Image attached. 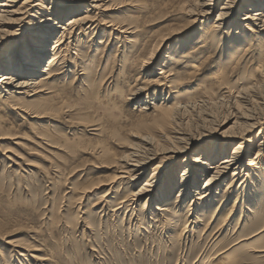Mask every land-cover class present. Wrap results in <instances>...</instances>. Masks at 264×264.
<instances>
[{"label":"rangeland","instance_id":"rangeland-1","mask_svg":"<svg viewBox=\"0 0 264 264\" xmlns=\"http://www.w3.org/2000/svg\"><path fill=\"white\" fill-rule=\"evenodd\" d=\"M226 1L213 0L214 5L210 6L214 9L209 14L210 19L197 22L194 15L201 9L199 0H101L98 4L101 3L102 8L94 9L91 14H96V24L106 23H99L95 33L82 35L81 51L78 56L73 55L77 73L86 66L93 68V73L89 72L87 76L80 73L63 75L60 79L61 88L53 99L44 93L28 98L30 112H43L46 107L51 108L45 110L50 115L48 118L34 119L29 113L11 108L0 110L4 126L0 127V264H62V259L64 264H111V261L112 264H146L151 260V264L156 261L163 264H216L222 257L228 258L230 252L235 253L237 258L243 253L245 256L252 254L257 259L248 260V264L253 261L264 264V252H254L260 248L254 249L250 245L253 240L262 237L264 231L250 240L238 242L240 236L246 230L249 231V228L244 230L247 227L245 223L256 221L254 213L247 211L243 204L254 211H262L263 203L241 201L233 219V227H227L213 239L204 240L210 231L200 236L209 216L197 219V213L190 216L187 214L188 208L180 210L176 207L164 213L154 209L158 214L151 215L150 209L153 210L159 198L150 202L147 209L144 204L149 195L140 199L137 197L136 203L132 199L134 192L150 178L154 167L158 166L157 176L161 177L156 189V194L160 195L165 184L163 180L166 181L164 176L171 175L181 166L187 154H194L198 148L209 149L216 142L228 141L221 135L235 121L228 123L233 118L228 114L235 111L234 100L222 97L213 106L199 102L194 111L187 112V119L180 125L181 130L191 134L193 141L198 144L192 151L171 159L174 160L172 164L166 159L169 154L163 152L176 145L173 139H167L175 135V127L162 125L157 112L148 114L137 109L133 99L125 101V108H121L118 103L124 97H130L144 77L151 79L152 73L157 74L158 60L148 73L143 74L144 71L140 70L142 59L154 53L156 48H161L165 56L161 62H169L171 58L170 70L178 73V69H181L182 76H174V79L178 80L176 100L182 103L197 93L213 97L222 80L236 92L239 86L258 79L262 71L253 67L259 64V68H264L260 64L264 57L259 56V52L251 51L259 58H252L256 63L248 68L233 70L228 64L229 57L233 55L225 58L222 52L227 51L224 45L229 35L228 25L222 28L219 36L224 38V42L215 51L202 52L195 44L202 33L210 28L212 30L219 8ZM238 17L241 21L243 15ZM109 21L126 24L125 28H130L129 32L134 33L125 34L122 38L120 29L105 27ZM199 26H202V31H199ZM124 36L129 38L125 39ZM26 37L25 33L23 40ZM165 38L169 40L161 46ZM184 44L186 51H194L193 58L182 57ZM170 46H176L171 56L168 53ZM7 53L5 51L4 55ZM108 57L109 60H106ZM126 61L130 62L127 64ZM137 61V64H133ZM131 64L135 66L131 67ZM76 75L79 78L75 80ZM223 75H226L225 78ZM90 79L96 80L95 87L90 85ZM64 85L73 98L65 107V113ZM164 100L160 97V101ZM65 118H75L76 125ZM224 118L227 120L225 125L222 124ZM212 119L215 122L210 121ZM211 126L215 128L212 132ZM261 126L253 128L247 136L256 145L250 146L252 150L247 147L252 153L246 156V162L249 158L259 159L255 158V154L264 141V133L260 135L264 124ZM93 127L99 128V131L93 130ZM236 130L234 128L233 131ZM5 131L12 134L3 135L7 137L4 138L1 134ZM136 136L147 137L150 141L147 147L157 153V158L147 165L138 177L139 181L133 184L128 178H116L115 174L120 166L118 164L122 163L119 159L139 142ZM234 143L230 144L229 152L233 150ZM104 153H107L106 157ZM261 153L260 157L264 154L263 147ZM112 160L119 162L108 164L107 161ZM181 170L178 168L179 174ZM251 176L252 182L257 181L254 174ZM243 178L236 181L231 190L237 189ZM203 182L200 181V187L204 186ZM225 186L223 184L221 189L225 190ZM175 194L176 191L171 204L176 199ZM126 198L129 200L122 202ZM234 199H231L228 209ZM216 205H212V208ZM243 211L246 212L245 217L241 215ZM153 217L155 221L151 220ZM242 217V223L238 224ZM187 220L191 224L195 222L186 234L188 239L182 232ZM34 247H37L35 253L32 251ZM224 247L227 250L220 253L219 249ZM40 257H58L61 261H41ZM134 257L137 259L133 261Z\"/></svg>","mask_w":264,"mask_h":264},{"label":"bare ground","instance_id":"bare-ground-1","mask_svg":"<svg viewBox=\"0 0 264 264\" xmlns=\"http://www.w3.org/2000/svg\"><path fill=\"white\" fill-rule=\"evenodd\" d=\"M48 1H50V5H48ZM99 1L101 0H24L23 2H21V0H5L0 2V110L11 108L14 111L21 110L25 113H29L34 119L48 118L50 115L46 114L45 110H50L51 108L46 107L44 111L42 110L43 112H40V110L30 112L31 104L28 98L36 97L44 93L53 99L61 88L60 79H62L63 75H68V73H80V75L87 76L89 72L93 73V68L89 66L84 67L81 72L77 73L78 69L77 66L74 65L73 55L77 54L78 56L81 51L80 38L82 35L92 32L95 33L99 23H106L98 22V24H96L98 18L94 12L91 14V11L94 9L102 8L103 5L101 3L98 4ZM212 1L213 0H199L201 9L194 15L196 16L194 19L195 21L201 22L210 19L209 14H211V11L214 9L213 6H210L214 5ZM219 10L212 30L210 28L209 31L202 33V36L198 38L195 43L196 46L198 49H202V52L209 53L210 51H215L221 47L224 42V38L219 36L222 32V28L224 25H228L229 35L226 39L227 43L224 45L227 51L222 50V52L225 53V58L230 54L233 55L229 57L230 61L228 64L230 67L235 70L255 65L256 60L252 61V58L256 56L254 53L251 54V51H257L259 52V56L264 57V0H227ZM238 15H243L241 21ZM103 20L104 19H102V21ZM107 23L109 24H106L108 26L105 27L114 30L120 29L119 33H122V38L125 34L134 33L129 32L130 28H125L127 26L126 24L115 21H109ZM198 29L202 31L203 28L199 26ZM23 30L25 32H23ZM25 33L27 37L23 40V35H25ZM225 33L228 34V32ZM124 38L128 39L129 37L124 36ZM167 40H169V38H165L161 46L166 44ZM14 41L17 42L14 43ZM175 48L176 46H170L168 48L170 56L174 54ZM75 49L78 50V52H76ZM186 49V44H184V47H182L184 51L182 57L193 58L195 55L194 51L188 52ZM5 51H8L6 55H4ZM162 52L161 48H156L154 53L142 59V64L140 65V70H143V74H145L148 73L155 61L158 60L159 64L157 63V66L159 67L155 66L156 69L159 70L157 74L152 73L153 76L151 79L144 77L145 79H142L140 82L141 84L136 86L130 94L131 96L124 97L123 100L118 103H120L121 108H125V101L133 99V101H136L135 104L137 103V109L146 111L148 114L157 112L158 121L162 125H172L175 127V135L167 137V139H173L176 145L173 144L172 148L167 146L168 148L163 152L169 154L166 157L168 163L172 164L174 160L171 159H176L180 155L192 151L194 146L198 144L197 141H193L190 136L191 134L181 130L180 125L187 119V112L189 110L194 111L199 102L213 106L219 102V98L233 99L235 111L228 114L233 117L232 119L229 117L231 120L228 123L234 119L235 121L232 122L221 135L224 137L223 139L226 138L228 141L216 142L209 149L198 148L194 154H187L182 159L181 166L178 167L182 169L180 174L177 168L171 175H165L166 181L163 180L165 184L163 186V191L159 192L160 195L156 194V189L159 186L158 181L161 178L160 175L157 176L158 166H156L153 168V172L149 176L150 178L146 180L145 184H142L139 190L134 192V197L132 199L135 200L134 203H136L137 197L140 199L149 195L144 204L145 209H147L146 207L150 205V202L159 198V202L155 203L153 210L150 209L151 215L158 214V212H154V209L164 213L170 208L172 210L174 207L180 210L188 208L187 214L194 216L197 213L195 216L197 219L200 217L205 219L207 215L209 216V221L203 224L204 227L200 237H203L205 232L210 231V234L206 235L204 240L213 239L219 233L222 234L227 227L229 229L233 227V219L237 214L236 210L241 204V201L245 202L248 200L250 204H264V178H262L264 175V154L260 157V155H262V147L264 148V141H262L263 144H260L257 148L255 154V158L258 159L259 157L257 161L254 158H249L246 162L245 159L246 156H250L252 153V151L249 152L250 146L256 145V142H251V139H248L247 136L253 128L259 126L263 127L261 125L264 124V68H259V64L253 67L256 70L259 69V71H262L260 77L254 82L239 86L236 92L227 84L225 85V81L222 80L218 92H216L213 97H209L204 93H197L186 100L185 103H182L176 100L178 80L174 79V76H182L181 69H178V73L170 70L169 62L171 58L169 55H167V57H169V62L166 60L161 62L165 57ZM259 56L256 58L258 59ZM106 60H109V57ZM137 63L138 61L133 64ZM260 64L264 65V61ZM134 66L132 65L131 67ZM225 76L226 75H223L224 78ZM244 77L249 78L247 75H244ZM78 78L79 77L76 75L75 80ZM226 81L229 83L227 79ZM89 83L90 85L93 84L94 87L97 85L96 80L93 79H90ZM75 85L76 84H74V86ZM153 92H155L154 95ZM63 93L65 113L67 110L65 107L73 98L66 85H64ZM233 93L237 94L235 95ZM152 95L153 98L151 99ZM160 97L165 100L160 101ZM140 98L141 100H139ZM139 101H143V103L141 104ZM253 103L257 107L254 106ZM209 116L212 117V115ZM50 119L56 118L50 117ZM67 121L76 125L75 118H68ZM210 121L215 122V119ZM226 121L225 119L222 124L225 125ZM0 127H4L2 126V118H0ZM234 128L237 130L233 131ZM93 130L99 131V128L93 127ZM214 130L215 128L212 127L210 132ZM229 132L230 134H228ZM262 132L264 133L263 128L260 131V135ZM8 134L12 133L5 131L1 135ZM206 134L207 133H203V135ZM136 137L139 142L135 143L133 147H130V152L119 159L122 163L118 164L120 166L118 167L117 174H115L116 178H128L133 184L139 181L138 177L143 174L147 165L157 158V153L152 152V148L147 147V145L150 144L147 137ZM240 140L241 142H238ZM231 143H234L232 146L233 150L229 152L228 150L230 149ZM247 147H249V149ZM143 152L145 154H142ZM103 156L106 157L107 153H104ZM119 161L112 160L107 162L108 164L113 163L115 165ZM251 174H254L255 177L258 178L257 181L252 182ZM228 177H230V180H227ZM241 177L245 178L240 182L239 187L231 190L232 185ZM202 180L205 184L203 187H200V181ZM222 183L226 185L225 190L221 189ZM240 189L242 190L240 191ZM175 191L176 199L171 204ZM234 197V203L231 208L228 209V204ZM126 200L129 199H122V202ZM215 203L217 205L212 208V205ZM243 205L247 211L254 213L256 221L245 223L244 226L247 227L244 228V230L249 228V231L247 232L246 230L245 234H243L242 237L240 236L238 242L250 240L264 231V206L262 211H254L252 207L245 204ZM208 207L210 208L208 209ZM245 213L246 212L243 211L241 215L245 217ZM243 217L240 218L238 224L242 223ZM151 220L155 221L154 217ZM193 223L191 224L190 220L186 221L184 229L182 230L185 235L191 231ZM185 237L188 239L189 236L186 235ZM170 241L172 240L170 239ZM250 245L254 249L260 248V250H254V252H264V235L256 241L253 240ZM34 249H37V247L32 249L33 253L36 251ZM219 250L221 251L220 253H223L227 248L224 247ZM20 253L22 252L20 251ZM229 254L230 256H228V258L222 257L216 264H248V260L257 259V257H252V254L245 256L243 253L239 258H237L233 252ZM262 257L264 258V255H262ZM40 258L41 261H48L50 259L61 261V258L58 257H50V259L49 257ZM258 258H260V256ZM136 259L137 257H134L133 261ZM151 261L146 262V264H151ZM56 264L60 263L57 262ZM62 264H64L63 259ZM155 264L163 263L156 261ZM249 264L258 263L253 261V263Z\"/></svg>","mask_w":264,"mask_h":264}]
</instances>
